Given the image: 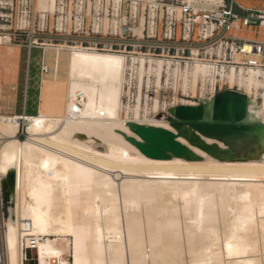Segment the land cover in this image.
<instances>
[{"label": "bare ground", "instance_id": "obj_1", "mask_svg": "<svg viewBox=\"0 0 264 264\" xmlns=\"http://www.w3.org/2000/svg\"><path fill=\"white\" fill-rule=\"evenodd\" d=\"M242 50L251 53L248 44ZM131 61L141 78L145 59ZM164 62L147 60L155 87ZM66 71L50 116L46 81L38 115L0 116V206L2 191L10 202L6 219L0 212V264H23L30 247L38 264H264V143L221 160L178 138L196 159L148 158L128 141L141 142L129 125L174 131L169 113L141 116L139 96L123 106L126 58L71 48ZM186 71L193 91L170 109L208 103L219 75L247 97L246 122L264 124V71L195 63L188 81ZM197 80L210 82L209 96L195 95Z\"/></svg>", "mask_w": 264, "mask_h": 264}, {"label": "rangeland", "instance_id": "obj_2", "mask_svg": "<svg viewBox=\"0 0 264 264\" xmlns=\"http://www.w3.org/2000/svg\"><path fill=\"white\" fill-rule=\"evenodd\" d=\"M262 1L53 0L51 6V0H44L43 7L39 5V0H0V38L8 39V42L0 43V116L38 115L41 87L45 81L51 85L47 114L50 116L67 85L69 50L76 48L123 55L126 58L123 106L132 109L139 96L141 116L150 119L155 114L159 120L166 119L173 103L180 104L184 94L190 95L193 91L189 73L195 63L216 64L214 61H219L223 63L219 65L223 66L225 74L234 66L226 64L230 62L228 58L223 59V40L215 39L210 43L197 38L181 41L178 35H171V40H168L167 18L172 19L171 30L174 32L179 30L182 22L178 9L182 4L216 10L223 3L225 6L232 5L234 12L241 13L236 5L244 10L261 9ZM166 7H171L168 11H172L171 16L166 14ZM234 36L264 42V29L256 30V33L254 30L236 32ZM262 48L263 57L264 46ZM138 57L145 59V72L141 78L138 64L131 61ZM148 59L169 62V65L163 64L158 87H155L154 72L148 73ZM232 59L239 62L242 56L233 55ZM257 61L264 65L263 58H257ZM151 67L155 68V65L151 64ZM176 68L179 69L178 75L174 72ZM184 71L188 73L186 84ZM221 84L224 85L222 90L237 92V87L229 86L225 77ZM211 88L208 80L205 83L197 80L194 93L207 97ZM155 98L158 101L156 113L152 108ZM257 102H261L259 97ZM26 127L25 123H20L17 138L21 141L26 139ZM1 199L0 212L6 219L10 202L3 196V191ZM1 231L0 221V234ZM26 260V264H35V252L27 251Z\"/></svg>", "mask_w": 264, "mask_h": 264}, {"label": "water", "instance_id": "obj_3", "mask_svg": "<svg viewBox=\"0 0 264 264\" xmlns=\"http://www.w3.org/2000/svg\"><path fill=\"white\" fill-rule=\"evenodd\" d=\"M247 105L248 99L241 93H218L208 103L170 109L167 120L174 132L130 124L131 131L141 142L134 138L128 141L151 159L171 156L196 159L178 138L218 159H234L238 153L249 152L264 143V124L246 122ZM206 139L222 143L226 148L208 145L204 142Z\"/></svg>", "mask_w": 264, "mask_h": 264}, {"label": "built area", "instance_id": "obj_4", "mask_svg": "<svg viewBox=\"0 0 264 264\" xmlns=\"http://www.w3.org/2000/svg\"><path fill=\"white\" fill-rule=\"evenodd\" d=\"M241 13L234 12L232 5L225 6L223 3L218 5L216 10H207L203 8H192L190 5L182 4L179 9L180 23L179 30L175 29L173 32L171 29L173 27L172 19L166 20L167 33L169 34L168 40H171V35L179 36L181 41H189L197 38L199 41L204 43H210V41L219 39L223 40V59L228 58L230 62H226L227 65H234L236 68H259L264 71V65L257 61V58H261L263 55V48L261 43L250 40L238 39L234 36V33L246 31V30H256L264 29V7L261 9H248L244 10L242 7L236 5ZM171 8V7H170ZM169 7H166V14L171 16L172 11ZM244 44H248L251 48V53L247 54L243 52L242 47ZM213 46V45H212ZM221 47V46H219ZM218 48V47H217ZM216 48V49H217ZM233 55L242 56V60L239 62L232 61ZM216 66L223 64L219 61H214ZM221 79L218 77V82H215L214 90L215 93H224L226 91H233L232 89H224V85L221 84ZM215 94V95H216ZM27 251H34L33 248L24 249L23 264L27 263L26 253ZM35 264H38L36 254H35ZM45 264H60L57 258H50Z\"/></svg>", "mask_w": 264, "mask_h": 264}, {"label": "crops", "instance_id": "obj_5", "mask_svg": "<svg viewBox=\"0 0 264 264\" xmlns=\"http://www.w3.org/2000/svg\"><path fill=\"white\" fill-rule=\"evenodd\" d=\"M262 7H264V0H263L262 3H261V8H262ZM240 14H242V13H240ZM242 40H243V39H242ZM255 42H257V43H261V44L264 46V42H258V41H255ZM261 58L264 59V56L261 57Z\"/></svg>", "mask_w": 264, "mask_h": 264}]
</instances>
